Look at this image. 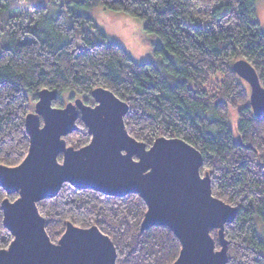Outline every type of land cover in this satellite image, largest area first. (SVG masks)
I'll list each match as a JSON object with an SVG mask.
<instances>
[{
	"label": "trees",
	"instance_id": "obj_1",
	"mask_svg": "<svg viewBox=\"0 0 264 264\" xmlns=\"http://www.w3.org/2000/svg\"><path fill=\"white\" fill-rule=\"evenodd\" d=\"M92 1L51 0L61 9L51 15L50 0H0V164L17 166L27 156L25 119L42 89L57 91L53 105L59 107L67 93L69 100L92 104V90L107 88L129 105L124 116L131 136L148 147L161 136L183 138L202 152L201 174L209 173L213 195L238 210L224 229L227 264H264V114L254 115L250 92L232 67L245 58L264 87L257 0H99L145 19L160 37L154 47L160 58L143 63L82 10ZM76 124L65 139L78 148L91 136L81 118ZM63 184L55 197L37 203L52 241L70 221L95 225L111 237L116 264H172L178 258L182 245L169 227L141 229L147 210L141 195ZM6 197L18 194L7 195L0 186V249L13 239L3 220ZM211 233L219 249V232Z\"/></svg>",
	"mask_w": 264,
	"mask_h": 264
},
{
	"label": "water",
	"instance_id": "obj_2",
	"mask_svg": "<svg viewBox=\"0 0 264 264\" xmlns=\"http://www.w3.org/2000/svg\"><path fill=\"white\" fill-rule=\"evenodd\" d=\"M232 67L249 83L254 115L264 114V87L254 66L238 59ZM91 95L92 105L81 97L55 107L57 91L42 89L26 117L27 156L17 166L0 164V186L7 195L18 194L1 205L13 239L0 249V264H116L114 241L95 225L84 228L69 221L57 242L50 239L37 203L55 197L63 183L113 196L141 195L147 203L141 229L165 225L180 240L172 264H227L224 229L238 210L213 195L209 173L201 174V151L178 137L161 136L148 147L125 127L126 101L104 87ZM79 118L91 141L77 148L65 136L78 130ZM213 229L219 232V249Z\"/></svg>",
	"mask_w": 264,
	"mask_h": 264
},
{
	"label": "rangeland",
	"instance_id": "obj_3",
	"mask_svg": "<svg viewBox=\"0 0 264 264\" xmlns=\"http://www.w3.org/2000/svg\"><path fill=\"white\" fill-rule=\"evenodd\" d=\"M52 5V6H51ZM50 14L55 15L61 9L59 4L49 2ZM84 12L90 14L105 34L116 41L129 55L138 62L159 59L155 54V44L160 37L146 27V20L137 15H130L125 11H117L105 7L99 0H93L91 6L83 8ZM258 20L264 30V0H257ZM0 25V31L2 29ZM169 55L173 57L170 53ZM245 87L251 92L249 83L244 80ZM68 94V93H67ZM64 95V102L68 103L69 95ZM92 100L93 97L91 98ZM94 102V101H93ZM92 102V103H93ZM260 235H263V222L257 223Z\"/></svg>",
	"mask_w": 264,
	"mask_h": 264
},
{
	"label": "flooded vegetation",
	"instance_id": "obj_4",
	"mask_svg": "<svg viewBox=\"0 0 264 264\" xmlns=\"http://www.w3.org/2000/svg\"><path fill=\"white\" fill-rule=\"evenodd\" d=\"M74 99H75V98L70 99L69 102L72 101V100H74ZM93 101H94V100H93ZM93 101H92V102H93ZM63 104H66V102H64ZM89 104H91V103H89ZM92 104H94V102H93Z\"/></svg>",
	"mask_w": 264,
	"mask_h": 264
},
{
	"label": "bare ground",
	"instance_id": "obj_5",
	"mask_svg": "<svg viewBox=\"0 0 264 264\" xmlns=\"http://www.w3.org/2000/svg\"><path fill=\"white\" fill-rule=\"evenodd\" d=\"M242 59H243V58H242ZM244 59H245V58H244ZM74 100H76V99H74ZM74 100H72V101H74ZM36 104H37V102H36ZM36 104H35V105H36ZM33 109H34V108H33ZM31 112H32V111H31ZM31 112H29V113H31ZM29 113H28V114H29ZM28 114H27V115H28ZM257 116H258V115H257ZM257 116H256V117H257ZM26 117H27V116H26ZM25 120H26V119H25ZM201 153H202V152H201ZM202 156H203V155H202ZM230 205H231V204H230Z\"/></svg>",
	"mask_w": 264,
	"mask_h": 264
},
{
	"label": "clouds",
	"instance_id": "obj_6",
	"mask_svg": "<svg viewBox=\"0 0 264 264\" xmlns=\"http://www.w3.org/2000/svg\"><path fill=\"white\" fill-rule=\"evenodd\" d=\"M94 99V98H93ZM95 102V101H94ZM92 105V104H91Z\"/></svg>",
	"mask_w": 264,
	"mask_h": 264
}]
</instances>
